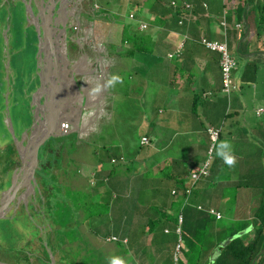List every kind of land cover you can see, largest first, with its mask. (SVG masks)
Here are the masks:
<instances>
[{
    "label": "rangeland",
    "instance_id": "374dc122",
    "mask_svg": "<svg viewBox=\"0 0 264 264\" xmlns=\"http://www.w3.org/2000/svg\"><path fill=\"white\" fill-rule=\"evenodd\" d=\"M125 2H130L131 5L141 8V11L144 12L146 10V6L151 7L153 0H138L137 2H135L134 0H122L120 4ZM100 3L101 2H96V4L85 3L86 5L84 6L86 8L84 12H91L93 8L97 9L100 6ZM68 4L69 1L67 3V7L65 8L66 10H64V14L72 18L77 17L79 12L78 9L72 7V4ZM31 9L32 11H34V8L32 6ZM126 13H128L126 12V10H123L120 15H112L111 12L109 15H107V18L105 20L101 19L102 21L100 22L102 23L103 27L109 25L114 26L113 23L116 21L115 19L128 22L130 19H128L126 15H128L129 13ZM133 13L134 15L136 14L135 12ZM74 14L75 16H73ZM145 21L147 22V19H145ZM167 21L169 22V19H167ZM119 25L120 24H118L117 22L115 24V27H119ZM130 25V28L133 30L132 32L135 31L134 29L139 28L134 22H132ZM158 26L160 29V33L154 32L156 29L154 28V31H152L151 35H153L154 39L158 38L157 40H159L161 46L170 47L169 42L164 41L166 36V27L160 26V23ZM73 27L75 29V34L82 30L81 37L79 36V38H75V34H72L70 37L71 41L70 39L65 40L63 36L61 40L59 39L60 64L62 67L63 64L66 63V69H70L68 76L69 74H71L72 69L74 68L77 70V72H79L80 59L78 58L80 57V51L83 50L82 53L85 54L84 50L90 52L93 47H103L101 44V40L104 37V32L102 31L101 27H99L101 29L98 28L97 24H95L94 27H91L89 23H80V26L77 27V25H75L74 23ZM112 28L105 30L110 33L113 30ZM35 30L36 29L34 27V23L32 21L31 23L29 22L25 0H0V155L4 157L8 154L6 153L7 150H9L8 148L12 147L13 149L14 147V139L8 128L7 117L11 118L14 127V133L17 138H20L24 129H27L32 121L29 120L32 119L31 106L29 105L31 99L29 98V96L35 91L38 83L36 78L33 79L32 75L34 74V72H36L37 69L36 53L34 52L33 54V49L29 46V42L34 33L33 31ZM138 33L140 32L138 31ZM36 35L37 34L35 33V44L37 39ZM125 35L126 34H124V36ZM219 37L220 36L218 35L216 30L213 38L219 39ZM148 38L145 40L150 43L151 40L148 41ZM183 40V36L180 35L179 39L174 43L176 45ZM69 43L74 45L73 50L77 52V56L79 57H72V59H69L67 57L66 53ZM120 44L123 47H121V56L127 59L128 53L126 52V50L127 48H129L130 44L124 41L123 37L120 40ZM144 45V49L146 50V59L149 60L154 58L155 51H149L151 49L150 44L144 43ZM172 45L174 44L172 43ZM102 52L106 54V51L104 49ZM92 53L97 56L96 52ZM230 53L231 56L238 60L240 54L236 49L230 51ZM81 57H83L82 59L85 58L84 56ZM175 59L176 58H174V60ZM158 60L161 61V63L151 66L150 68H152V70H149V73L146 71V67H144L145 72H143V74H132V76H129L127 74L128 70L123 71L120 68H116L112 73V77H118V79L111 83H109L108 79L104 80L103 92L105 94L103 93L104 103H102L103 107L101 105V109L103 110L101 112L105 116L103 117L102 126L99 130L95 131V127L93 125H90L87 140L84 142V144H86L85 148L81 146L82 144H80V140H78L79 144H76V139H74L73 142L69 143V146H71V144L73 143L72 145H74L75 148H78L77 151H72L70 153L68 151H64L67 152L70 157H77V159L80 158L78 159V163H74L69 165L68 167H65L64 171L59 168L52 169V171H58L59 173L58 175L53 176L47 175L44 182H48V186L45 187L44 184H41L44 187L43 188L42 186H40L41 191L38 184L39 180L41 181V177L39 179V176L42 170H40L41 167L38 164L39 167L36 169L37 174L35 172V191L33 192L32 189H28L26 193L27 195H24L26 198V205L22 202L25 188H20L16 193V198L21 197L20 202H11L8 209L3 214L4 217L0 218L1 261L11 264H28L29 262L34 260V258L38 256L41 257L44 254L43 251H46L48 253V257L52 262L54 260H57L63 264H69L70 262L92 264L91 261L104 264L109 260L108 255L110 256V254L114 255L116 253L120 254L116 255L114 259H122L123 261H125V264H136V262H142L144 264L145 260L148 258L144 259L145 257H142V252H144V249L138 246V244H144L143 239H140L136 242L135 248L138 247V249H135L133 247L127 252L124 251L123 246L109 242V240H115L117 237V235L114 234L112 230L114 228L118 229L117 225L115 224L116 222L114 221L115 218L121 217V224L127 226L130 223L134 222L138 217L140 218V216H138L139 213H136L135 210L137 212L145 211L144 207L139 208L136 203V200H138V202L140 203V200L137 199V189L142 190L141 188H143V197L147 201H151V203L157 204L161 207L164 206L163 202H167L169 205V203L171 204L173 198H176L173 194L170 195L169 193L173 189L178 196V193H182L184 190L187 198L190 196H192L193 198H197L195 193L199 194V192L203 191L201 195H203L202 197L206 198L207 200L205 202L206 207H203V204L201 205L200 203H198L197 207L199 209L206 208V210L214 215H216V212H218L216 209L226 210L228 214H232L236 218L248 217V215L251 214V208L254 204V200H251L252 196L249 195L250 189L249 191L244 190L242 193L238 192L236 195L235 203L230 208L228 207L226 198L234 197V194L232 192L234 190V185L233 183L229 182L238 180L237 175L236 177H234V173L239 174L241 169H239L238 167L241 166H239L238 163H236V166L233 167L227 166L224 161L217 156L216 147L221 141H228L231 143L233 152L236 157L238 156L237 152L240 151H242L241 155H249L253 152L254 147H257L259 145V134L263 133L264 130V116L258 117L256 115L250 119V122L253 125H256L251 126V128L247 130L252 134V136L248 135V139L251 140L253 144L247 146L248 143H245L244 139H236L238 137L234 138V133L226 134L225 131L223 132L221 137L217 138L215 143H211V152H207L206 150L210 142L208 140V137L206 136V133L202 130L201 124L206 125L208 117L209 121L211 122V112L205 113V106L200 104V101H202V91L200 89H196V92L194 93L196 94V96H198V99H196L200 100L196 105L198 107L195 113L191 110V107L187 111V109L189 108V104H185L183 102L182 106H177L179 109V113L182 114L179 117H182L184 119L183 121H175V119H166V121L163 120L165 119L164 116L166 115L167 111H169L170 108H173V105L171 104L172 102H170L168 98H165L163 94L169 92L173 94L175 88L169 87L168 84L160 86L159 81H156L157 77H155L153 73L160 74L161 76H164V74L166 75V69L162 67L164 56L161 55L160 57H158ZM74 61H76V63H74ZM90 65V69H98V66H95V63H92ZM96 70H94L95 74L99 72V70ZM137 70L138 69H135L134 72H136ZM260 71L261 70L257 71L255 75L256 77H254V80L252 82H247L246 87V90L250 92V95H247V98L249 99L252 97L250 105L253 102V107H257L259 104L261 106L264 105V98L260 97L261 94L258 90L261 87H264V74ZM245 73L247 75H253V72L251 71ZM209 74L211 75V71H209ZM81 76L82 75H80V73L77 74V79H79L82 83V80L84 81L85 77L82 79ZM232 76L234 79V72ZM9 77L12 82L8 83L7 80ZM14 80H16L15 85H17V88L19 87V82L22 83V90H18L17 96L18 94L19 96L16 98V101L14 100L16 95H14L9 99L7 98L8 102H6V93L9 91L7 87L10 84L13 86ZM173 80H175V77H173ZM135 81H137L136 84L138 86H134L132 88V83ZM32 82L36 83L35 86L31 85ZM236 84V89L231 90L229 94H226V96L229 95V97H234L235 92L239 90V84ZM86 90L92 92L90 94H98L97 87L92 86V84H88ZM140 97H142V99H140ZM170 99L172 100V98ZM108 100L113 104V109H110V102ZM156 105L163 106L160 108H165L164 114H161L160 112H154L157 111ZM95 106L96 104L94 103L93 107L86 109L89 111ZM81 110L82 114H85V108L83 110V108L79 106L72 107L71 105L70 107L68 105V109L66 110L65 114H63V119L69 120L72 124H74V120L77 115L80 114ZM82 114H80V117ZM151 114L154 115H152V118L149 119L148 116L151 117ZM214 120H217V116H215ZM163 121L166 122L164 129L162 128ZM81 122L82 118L80 119V123ZM148 122L152 123L149 124ZM227 125V123H225L224 125L222 124L223 128L228 127ZM196 128H199V130L195 131ZM159 131H162L163 135L156 141V144H159L161 146V144H163L167 139L168 141H170L168 147H166L165 150H157L154 149L151 145L150 147L143 150V153L146 157H151V160L154 162V166L152 168H145L147 171L146 173L142 174L145 178L143 182L140 181L139 178L136 179L133 185V188L136 190L132 195L129 196L130 193L127 194L125 192L127 194V197L123 201H121L119 210L120 213H125H123V215H119L118 217L114 213V216H112V212L110 214L111 208L109 206V203L111 196L108 186H106L105 191L102 192L100 197L99 194L93 195L90 186L83 183L90 176H85L82 179V175L78 172L79 166H81L80 160L82 163H85L84 161L86 160V157H88L85 155L87 154L88 150L99 146V151L101 149L103 151L102 159L104 160V164L108 168L106 171H110L111 169H114L117 166L119 167V165L122 164H127L128 161L134 159L133 157L128 156L130 152H140V146L138 145V141L136 139H138L141 134L149 133L153 135L152 137L154 138V135ZM262 140L263 137H261V141ZM64 148H66V146ZM84 149L86 150L85 154V151H83ZM117 150L122 152L121 154L123 156V160H118L114 165H111V162L109 160L112 157L114 158V155L118 154ZM16 152L17 154L13 155V160L16 159V163L11 165V169L9 171L8 168H6L7 162L3 161L5 158L0 156V194L3 190L10 186V181L12 179L11 172L15 167H17L16 164H18L20 159V155L17 149ZM146 152L148 154H145ZM144 155L141 154V157H144ZM206 158L208 159L207 174H202L198 178H193L191 176L192 171L197 172V166L199 164H202V162ZM50 159L51 158H49V161ZM65 161L66 158L64 157V160L60 162L61 167L65 166ZM54 162L55 160L51 159V163ZM195 165L197 166L194 170L186 173L190 167ZM115 169L117 170V168ZM81 170H83L82 172H84L85 174L93 172L92 169L88 170L85 165H82ZM171 170L176 173V175L172 174ZM118 171H120V169ZM102 174L103 173H97L95 179L102 176ZM119 176H122V179L128 178V180L129 178H132V176L129 177V174H123ZM159 178H166V180L160 181ZM133 179L134 178H132L131 180L133 181ZM113 181L116 182V180L114 179ZM197 181L199 182L198 184L196 183ZM211 181L216 184H211ZM117 182L121 183V180ZM184 182H186L187 184L190 182L187 189H183ZM204 183H207V185H209L210 187L205 186ZM227 183H229L230 185L227 186V190H224L223 186H225ZM103 187H105V185L99 184L95 189L97 190V192H101ZM154 187H159V195L152 193V189ZM132 196L134 197L133 199ZM211 196H214L212 197V200ZM78 200L83 203L81 210L74 211L68 207L77 203ZM208 200L211 201V205ZM246 200H249V202H246ZM88 202H91L93 205L89 207ZM134 202L137 207L135 210L133 209ZM21 204L24 205L23 209L21 208ZM121 208L123 210H121ZM169 209L173 212L174 208L170 207ZM211 209L213 211H211ZM220 215L222 216L221 213ZM109 217H111L110 221L107 222ZM180 221L181 220L179 219V222ZM36 224L38 226L37 229L33 228V225L36 226ZM106 226L108 228L105 229L104 227ZM133 229H135V226H133ZM104 230H106L105 232H107V234L105 235L107 236L105 238L106 240L102 242V238L100 236L104 232ZM92 232L97 234H93ZM53 237L55 238L54 246H58V242L60 240L65 241L63 246L59 247L58 255L56 254L58 253L56 252L57 249H55L53 244L51 243ZM66 239L69 241H67ZM123 241L124 244H128L126 238H124ZM183 248H185L184 244ZM97 249L98 253H95ZM174 250L178 252L177 247H175ZM53 251H55V254L53 253ZM93 253H95V255H89ZM204 254H206V252H204ZM181 257L182 258L180 259L183 261H187L189 259V257L185 255V251H182ZM202 258L204 259H201L200 263L204 264L205 256L203 255ZM190 260L191 263L196 264L198 262V260H195V258ZM148 264L151 263L148 262Z\"/></svg>",
    "mask_w": 264,
    "mask_h": 264
},
{
    "label": "trees",
    "instance_id": "16d2710c",
    "mask_svg": "<svg viewBox=\"0 0 264 264\" xmlns=\"http://www.w3.org/2000/svg\"><path fill=\"white\" fill-rule=\"evenodd\" d=\"M174 1L173 5L171 2ZM208 1V0H207ZM212 1V0H210ZM213 2H218L217 11H220L222 14L226 12V15H230L231 13L237 14L238 19H241L243 16L244 18H247V22L250 24L249 29V35L248 33H243L242 36H240L241 40L240 42L234 46L238 39L234 40V45L230 41L231 39H227V36H230V31H228V27H225V34L221 33L219 35V39L213 38V36L207 34L206 38L208 40H217L222 41L224 39V42L227 45L228 51H232L236 48L238 53H251L250 51H255L258 48L259 42L264 44V0H213ZM148 10L154 15L153 19H149L147 22L145 20H142L139 15H134V20L130 19L128 22H121V25L123 26V39L127 43H129V48H127L126 52L129 56H133L134 53L143 52L145 51V45L144 43H148L151 46V49L149 51L151 52H158L160 49H162L158 38H153L152 31L155 29L154 32L160 33L159 29V23L160 26L166 27V36L165 40L166 42H172L171 40L173 38H177L180 35H184L187 37L186 41L188 39L194 40L198 45L202 46V53L206 51L207 53V71H214L215 79L218 81L217 86L214 90L215 92L221 93L226 96V94L222 91V74H221V68L219 64L220 60V53L217 51H212L209 48H207L204 44L200 42L199 39V30L192 31L190 36L189 27H191L189 24L196 21L198 19L199 12H202L203 15L205 14L207 10V3L205 0H153L151 7H147ZM136 9L140 12L141 8L136 7ZM201 13V14H202ZM167 14H169V22L166 19ZM161 15V16H158ZM201 15V16H203ZM164 16V18H163ZM144 21L146 22V26L143 29L136 28L134 29L137 32H132L133 30L130 28V24L134 22L138 27L140 23ZM200 21V20H199ZM196 23V26L198 27L199 22ZM251 22L254 23V27H252ZM162 24V25H161ZM132 30V31H131ZM157 30V31H156ZM138 31L140 33H138ZM33 35L30 38L29 46L33 49L36 53V44L35 42V31H33ZM125 32V33H124ZM124 34H126L124 36ZM150 38H148V37ZM190 36V37H189ZM211 37V38H210ZM14 38V37H13ZM148 38L147 42L145 39ZM186 41L183 42V46L181 47V53L180 55H174L173 57H181L184 52L186 54L187 44ZM181 43V42H179ZM178 43V44H179ZM197 45V44H195ZM166 47V46H164ZM205 55V54H204ZM259 55V54H258ZM259 59L251 60L248 64H246V68L244 69L245 72L251 71L253 72V76L257 73V68L260 67V65L263 67L262 62ZM260 64V65H259ZM263 71V70H261ZM260 71V72H261ZM234 72V71H233ZM33 77L36 78L38 81V78L36 75L32 74ZM244 77L242 76L241 79ZM34 79V78H33ZM7 82H12L10 77L8 78ZM16 80L13 82V86L10 84L7 88L8 91V99L11 96L16 95L14 100L16 101L18 90H22V83L19 82V87L17 88L15 85ZM36 83H33L31 85L35 86ZM33 86V88H34ZM11 88V89H10ZM16 91V92H15ZM207 94V93H206ZM211 94V91L210 93ZM202 95V92H201ZM228 103L230 101L229 95L226 96ZM30 98V96H29ZM198 96L196 94H192V107L191 110L195 113L197 110V103L199 102ZM25 99V98H24ZM202 105L205 106L204 112L209 113L212 111V108H215L217 104H210V103H203L204 96L201 98ZM14 101V102H15ZM225 106H227V103L225 102ZM219 107V105H218ZM157 109V108H156ZM228 110V108H227ZM223 112V116H230V114H234V112L227 111ZM20 115V114H19ZM32 120V119H29ZM203 123V122H201ZM202 130L206 133V136L208 137V140L210 144L207 147V152L211 146V138L210 134L208 132L207 125L201 124ZM127 127V126H126ZM213 127V126H212ZM218 129H221L219 127H215ZM76 132H69L66 134H59L57 136H52L48 138L44 144L41 145L38 151V159L40 161L39 166L41 167L40 170V176L41 181H39V187L44 184L45 187L48 186V182H44L46 180L47 175H58V171L54 172L52 169L59 168L62 169V171L65 170V167H68L71 164L78 163L75 157H70L67 152L69 153L73 151L74 145L71 144L70 148V142H73V140L76 138ZM221 130H219V137H221ZM259 145L257 147H254V150L249 155H241V152H237L238 156L236 157L238 167L240 170V173L238 174L237 178L238 180L231 181L229 183H233L234 190L232 191L234 194L233 198H226V203L228 204V207L230 208L236 201V195L238 192L242 193L244 190L249 191L252 196L251 200H254V204L251 208V214L248 215V217H238L236 218L232 214H228L226 210H220L214 208L222 214L219 217H216V215L211 214L206 208L199 209L197 207V204L200 203L203 204V207H206L205 202L207 201L206 198H203L201 193L203 191L199 192V194L195 193L197 198H193L192 196L186 197L185 192L183 190L182 193H178L179 196L176 194V192L172 193L169 192L170 195L173 194V198L171 204L167 202H163L164 206L161 207L157 204L151 203V201H147L143 197V188L142 190H138V196L137 199L140 200V203L138 200H136L137 206L139 208L144 207V212H137L139 213L137 219H135L134 222H132L130 225H124L121 224L120 218H115L114 221L117 225L118 229H112L113 233L117 235L115 240H109L111 243H116L118 245L123 246V249L125 252L129 251V249L135 248V244L140 239L144 240L143 245H139L140 248L144 249V252H142V257H145L144 264L148 262L151 264H195L191 263L190 259L195 258V260H198L196 264H201L200 260L204 259L202 256H205V263L204 264H264V130L263 133L259 134ZM261 137H263V140L261 141ZM244 139L248 142L247 146L250 144H253L251 140L248 139L247 136H241L239 139ZM258 139V138H257ZM138 145L140 146V152L132 153L130 152L128 156L133 157L134 159H131L128 161L127 164H125L123 170H121L123 174H129V176H136V179L139 178L140 181H144V173H146V169L148 167V162H150V159H148L145 164L140 165L139 160H141L143 157H138V155L141 154L143 149H146L150 147V145L146 146V144L140 143L139 140ZM151 144V143H150ZM66 146V148H64ZM252 146V145H251ZM9 150H7L6 153H8L5 157L0 155L1 157L5 158L3 161L7 162L6 168H8V171L11 169V165L16 163V159L13 160V155L17 154L15 146L9 147ZM65 150V151H64ZM122 152H119L118 154L114 155V159L117 161H122L120 158L122 156ZM142 155L144 153L142 152ZM64 157L66 158L65 166L61 167L60 162L64 160ZM49 158L52 160H55L54 163H51V159L49 161ZM113 158V157H112ZM110 158V160L112 159ZM207 159V158H206ZM109 160V161H110ZM77 161V162H76ZM116 161V162H117ZM152 161V160H151ZM115 162V163H116ZM1 163V161H0ZM114 163V162H111ZM120 166V165H119ZM197 165L190 167L186 173L189 171H192L195 169ZM236 166V165H235ZM5 167V166H4ZM117 168V170L115 169ZM114 169H111L108 173L104 174L107 179L110 181L113 179L117 180L115 178V175L119 174L118 169L119 167H115ZM237 168V169H238ZM172 174H175L171 170ZM193 172V171H192ZM37 174V172H36ZM212 174V173H211ZM120 175V174H119ZM169 176V175H168ZM167 176V177H168ZM104 180V177H103ZM160 181H165L166 178H159ZM111 181V182H112ZM118 181V180H117ZM116 181V185L120 186L121 183ZM213 181V180H212ZM211 181V182H212ZM221 182V181H220ZM199 183L198 181L196 182ZM222 183V182H221ZM227 183L225 186H223L224 190H227V186L230 184ZM190 182L187 184L184 182L183 189L189 186ZM196 184V185H197ZM203 184V183H202ZM205 186L210 187L207 185V183H204ZM216 184V183H211ZM44 188V187H43ZM151 188V187H150ZM207 188V187H204ZM150 190V189H149ZM174 190V189H173ZM41 191V187H40ZM152 193L159 195V187H154L152 189ZM193 194V192H192ZM211 196V200H212ZM250 200V199H249ZM249 200H246V202H249ZM208 202L211 205V201L208 200ZM89 203V207H91L93 204L91 202ZM82 202L78 200L77 203H75L72 206H68L70 209L74 211L81 210ZM24 205L21 204V208L23 209ZM170 207L174 208L173 212L170 211ZM225 208V207H224ZM99 213V212H98ZM143 213V214H142ZM145 213V214H144ZM123 215V214H122ZM111 216V215H110ZM143 216V217H141ZM118 217V216H117ZM110 218H108V221H110ZM179 219L181 220L179 222ZM118 223V224H117ZM115 225V226H116ZM108 226V225H107ZM104 227L105 229L108 227ZM133 226H135V229H133ZM33 228H38L37 224L36 226L33 225ZM113 228V227H111ZM28 230V229H27ZM33 230V229H32ZM31 230V231H32ZM104 232L101 234V240L102 242L106 240L105 234L107 232ZM239 232H242V234L235 236L231 240H229L225 245H221V243L226 240L229 236L235 235ZM93 234H97L92 232ZM99 233V232H98ZM112 233V232H111ZM55 235V234H54ZM115 236V235H114ZM51 238V235H50ZM126 238L128 241V244H124L123 239ZM67 240V239H66ZM55 238H52V244L54 246ZM69 241V240H67ZM58 242V241H57ZM107 242V241H106ZM65 241L60 240L58 242V246H54L56 250L57 255L59 254V247L63 246ZM183 244L185 248H183ZM52 246V247H53ZM178 246V252H176L174 249ZM135 249H138L136 247ZM142 249V250H143ZM182 251H185V255L189 257L187 261H183L180 258ZM55 251H53L54 253ZM206 252V254H204ZM43 255L40 257L34 258L31 262L28 264H63L60 261L54 260L53 262L48 257V253L46 251H43ZM95 253H98V249ZM89 254L90 256L95 255ZM178 253V255H177ZM55 254V253H54ZM120 254V253H118ZM117 253L110 256L108 255L109 260L107 263L109 264L110 260H113ZM136 254V253H135ZM195 255V256H194ZM191 257V258H190ZM101 258V257H100ZM107 258V259H108ZM136 258V257H135ZM103 259V258H102ZM106 259V258H105ZM176 259V260H175ZM92 264H100L99 262L91 261ZM143 264L142 262H136V264ZM69 264H80L79 262H70Z\"/></svg>",
    "mask_w": 264,
    "mask_h": 264
},
{
    "label": "crops",
    "instance_id": "0c3cea01",
    "mask_svg": "<svg viewBox=\"0 0 264 264\" xmlns=\"http://www.w3.org/2000/svg\"><path fill=\"white\" fill-rule=\"evenodd\" d=\"M29 1V0H26ZM55 2V6L56 8L58 6H62L60 14L58 16V19H54V27H57L58 29L62 27V25H64V30L62 32V36L64 37L65 40L70 39L72 34H75V29L73 27L74 23L75 25H77V27L80 26V23H84L87 24L89 23L91 27H94L95 24H97L98 28L101 27L102 31L104 32V37L102 38V46L101 48H92L89 51H85L83 54V50L80 51V57L77 56V52L73 50V44H68V49H67V57L69 59H72V57H79V72H77V70L74 68L72 69L71 74L74 75V77L77 79V74L80 73L81 78L84 79V81L82 80V83L80 82L79 79L76 80V84L78 88H75V86L71 83L69 85H67V92L65 94V103L67 105H69L71 107L74 106H79L81 108H85V114H82V110L80 111V114L77 115V117L74 120V124H78L77 128H71L70 132H76V137L75 138L76 144L78 143V140H80V144H82L81 146L83 148L86 147V144H84V142L87 140L88 134H89V129H90V125H93L95 127V131L99 130L100 127L102 126V122H103V117L105 115H103V113L101 111H103L101 109V105L102 103H104V92H103V86H104V80L108 79L109 81H112L111 79L112 77V73L116 68H120L123 71L128 70L127 74L129 76H132V74H143V72H145L144 67H146V71L149 73V70H152V68H150L151 66L161 63V61L158 60V57H160L161 55L164 56V61H163V66L166 69V75L164 74V76H161L160 74H156L153 73V75H155L156 81H159V85H164V84H168L169 87H174V93L171 94V92L169 93H164L163 96L165 98H168V100H170V102H172L171 104L173 105V108H170L169 111H167L166 115L164 116L165 120L166 119H175V121H183L184 119L181 117H179L180 115H182L181 113H179V105L182 106V103L184 102L185 104H189V108L187 109V111L190 109V107H192V94L196 92V89H200L202 91V97L204 96V100L203 103H210L212 104H217L215 108H212L211 111V122L209 121V117L208 120L206 121V125L209 126H213V127H219L222 128L221 129V134H223V132L226 131V134H232L234 133V138L238 137L236 139H239V137L241 136H247L250 135L252 136L250 131H247L251 128V126H256L253 125L250 122V119L253 118L254 116H264V105H258L256 108L253 107V102L251 103L252 97L251 98H247V95H250V92H248L246 90L247 87V82H252L254 80L253 76L251 77V75H247L244 74V69L246 68V64H248L251 60L254 59H259L260 56V61L263 64V67L260 65L259 68H257L258 70H263L261 71L264 74V44L260 43L258 44V48L255 51H250L251 53H240L238 60L235 59L237 61V68L234 70V79L236 81V83L239 84V90H237L234 94V97H230V101L228 103L227 97L221 93L215 92L216 90H214L217 86V80L215 79V75H214V71L211 70V75L209 74V71L206 70L207 67V53L206 51L204 53H202V46L198 45V43H196L194 40H191V32L193 31H198L199 30V35H201V33L203 35H206L209 37V35L213 36L215 34V31L217 30L218 35H221V33L225 34V27H228V31H230V36H227V39H231L230 41L233 43L232 45H234V40L238 39V42L234 45L236 47V45L240 42L241 38L240 36L243 35V33H248L249 35V29H250V24L247 22V18H244L243 20V16H241V19H238L237 14L231 13L230 15H226V12H224L223 14L220 11H217V7L218 2H213L210 0H205L207 3V10L205 12V14L203 15L202 12H199V16L198 19L194 22H192L191 24H189L191 27H189V31H190V39H188V41H186V54L184 52V54L181 57H175L176 59L174 60V57L169 58L167 56V53L175 50V48L177 47L178 44L175 45V41H177L179 39V37H177L176 39L173 38L171 41L169 42L170 47H161L162 49H160L158 52L155 51L154 53V58L147 60L146 59V50L143 52H138V53H134L133 56H127V59L123 58L121 56V47L122 45L120 44V40L123 37V26L121 25L122 20H117L113 23L114 26H106L103 27L102 23L100 21H102L101 19H106L107 15H109L112 12V15L114 14H121L123 10H126V12H130L131 10L133 12H135L137 15L140 16V18L142 20L147 19V21L150 19L154 18V15L148 10L147 6H146V10L143 11H138L136 9L137 6H133L130 4V2H125V3H121L120 2L122 0H30L31 6L34 8V13L37 14V10H39V8H42V6H46L49 5L51 2ZM69 1L68 5L72 4V7H75L78 9V16L77 17H69L68 15L64 14V10H66L65 8L67 7V3ZM135 2H137L136 0H134ZM96 2H101L100 6L97 9H94L91 12H84L85 10V6L86 4L92 3V4H96ZM86 3V4H85ZM124 4V5H122ZM45 7V8H46ZM83 11V12H82ZM102 15H100V14ZM202 13V14H201ZM126 15V14H125ZM203 15V16H201ZM75 16V14L73 15ZM151 17V18H149ZM169 18V14H167L166 19ZM200 20V21H199ZM198 21L200 22L198 27L196 26V23H198ZM118 22L119 27H115V24ZM125 22V21H124ZM101 23V24H100ZM224 23V24H223ZM101 25V26H100ZM252 27H254V24L251 22ZM113 27V28H112ZM99 28V29H101ZM112 28L113 30L108 33L105 29H109ZM82 31V30H81ZM78 32L77 34H75V38H79V36L81 37L82 32ZM106 31V32H105ZM132 31V30H131ZM74 32V33H73ZM36 33V30H35ZM37 34V33H36ZM37 36V35H36ZM182 36H184L182 34ZM206 36V37H207ZM211 38V37H210ZM62 38H58V48H57V52H55L54 54L56 55L57 59H58V67H59V76L61 81H65L63 82V85H66L67 81L69 80L71 74L68 73L70 71L66 69V63L63 64V66L61 67L60 64V58H59V49H60V41ZM218 39V38H215ZM71 41V39H70ZM68 43V42H67ZM172 43L174 45H172ZM197 44V45H195ZM123 48V47H122ZM36 49H37V39H36ZM103 49L106 51V54H104L102 51ZM202 51H201V50ZM236 49V48H235ZM234 49V50H235ZM257 51V52H256ZM92 52H96L97 56L94 55V53ZM88 53V54H87ZM205 54V55H204ZM259 54V55H258ZM84 56L85 58L82 59ZM76 59V60H78ZM171 59V60H169ZM66 60V59H65ZM174 60V61H173ZM74 63H76V61H74ZM92 63H95V66H98L97 70H99V72L97 74H95L94 70H96L95 68H91ZM62 69V70H61ZM135 69H138L136 72H134ZM96 70V71H97ZM37 71V69H36ZM35 75V72H34ZM86 75V76H85ZM152 75V74H151ZM160 76V78H159ZM244 77L243 79H241V77ZM173 77H175V80H173ZM35 78V77H33ZM131 78V77H130ZM7 79V78H6ZM134 79V78H133ZM264 81V80H263ZM137 81L132 83V88L134 86H138ZM144 83V81H143ZM88 84H92V86L97 87L98 90V94H90L92 92H89L86 90L87 85ZM114 84V83H113ZM158 84V83H156ZM264 84V83H263ZM80 87V88H79ZM245 88V89H244ZM85 89V90H83ZM244 89V90H243ZM259 90V93L261 94V98H264V87H261ZM211 94H208L210 93ZM81 92V94H80ZM63 93V94H62ZM104 93V94H103ZM122 93V92H121ZM207 93V94H206ZM56 94V92H55ZM252 94V93H251ZM61 95H64V92H61ZM81 95V96H80ZM171 96V97H170ZM174 97V98H173ZM172 98V100L170 99ZM140 99H142V97H140ZM80 100V101H79ZM109 101V100H108ZM200 101V100H199ZM258 101V100H257ZM110 102V101H109ZM225 102L227 103V106H225ZM256 102V101H254ZM94 103L96 104V106L94 108H91L89 111L86 108H90L93 107ZM200 104H202V101H200ZM219 105V107H218ZM178 106V107H177ZM250 106V107H249ZM103 107V105H102ZM163 106H158L156 105V110L154 112H160L161 114H164V109L165 108H160ZM230 107V108H229ZM228 108V110H227ZM253 108V109H251ZM68 109V107H67ZM66 109V110H67ZM110 109H113V104L110 102ZM230 111V112H234V114H230V116H223V112ZM88 111V112H86ZM66 112V111H65ZM65 112L63 114H65ZM110 112V111H109ZM71 113V112H70ZM219 114V115H218ZM148 116L149 119L152 118ZM107 116V115H106ZM215 116H217V120L215 121L214 118ZM185 117V116H184ZM68 118V117H67ZM82 118V122L80 123V119ZM242 120V121H240ZM69 121V120H68ZM163 121V125L162 128L164 129L166 122ZM149 124H151L152 122H148ZM225 123H227L228 127H224L222 126V124L224 125ZM72 124V125H74ZM160 128V129H162ZM199 128H196L195 131H198ZM94 131V132H95ZM93 135V134H91ZM163 135L162 131L157 132V134L154 135V138L152 137L153 135L149 134V133H144L141 134L139 136L138 139L139 140V144L141 143V138L143 136H146L148 138V144H146V146L148 145H152L154 149H161V150H165L166 147H168L170 141H168L166 139V141L161 144V146L159 144H156V141L158 139H160ZM154 140H153V139ZM93 140V139H91ZM239 140H242L241 138ZM245 143H248L246 140H244ZM92 142V141H91ZM151 143V144H150ZM75 144V145H76ZM89 146V145H88ZM161 147V148H160ZM71 148V146H70ZM99 146L89 149L87 154L85 156L86 160L84 161L85 163H81V166H79V170L78 172L82 175V179L85 176H90L88 179L85 180V182H83L84 184H88L91 188V191L94 194H102V192L105 191L106 186H108V189L110 190V203L109 206L111 208L110 210V214L112 212V216H114V213L119 216L122 215L125 212L120 213V206H121V201H123L126 197L127 194L132 195L134 193V191L136 189L133 188V185L136 181V176H132L133 181L131 180L132 178H124L122 179L123 173H121L125 166V164H122L119 166L120 171H118L119 174L115 175V178L119 181L121 180V185L117 186L116 182L113 181L111 182L109 179H107V177H105L104 174L108 173L109 171H106L108 168L105 166L104 164V160L102 159V149L99 151ZM77 147L75 148V146L73 147V151H77ZM126 149V148H125ZM144 150V149H143ZM142 150V152H143ZM83 151L84 154L86 153V150L84 149ZM118 151V150H117ZM121 151H118V153ZM141 152V154H142ZM151 152V150H150ZM141 154L138 155V157H141ZM145 154H148L147 152ZM76 160L78 161V158L75 157ZM104 158V157H103ZM123 160V158L121 157L120 160ZM150 159V162H148L147 160ZM114 160V161H112ZM20 161V159H19ZM76 161V162H77ZM117 160L112 158L110 160V162H114L111 163V165H114L115 162ZM147 161L148 163V167L152 168L154 166V162L151 161V157H146L144 155V157L139 160V164L143 165L145 164V162ZM40 164V161H39ZM82 165H85L86 168L88 170H93V172L85 174L84 172H82L83 170H81ZM18 166V165H17ZM17 168V167H15ZM85 168V167H84ZM37 169V168H36ZM118 169V170H119ZM14 170V169H13ZM36 172V171H35ZM97 173H103L102 176L97 177L95 179V177L97 176ZM236 175L238 176V174L234 173V177H236ZM104 177V180H103ZM131 177V176H129ZM40 179V177H39ZM90 180V182H89ZM116 180V181H117ZM131 180V182H130ZM40 181V180H39ZM102 184L105 185V187L102 188L101 192H97V190L95 189L97 185ZM129 184V186H128ZM142 189V188H141ZM139 189H137L138 191ZM18 192V191H17ZM127 194H126V193ZM134 197L132 196V199ZM136 200V199H135ZM118 204V207H117ZM123 208V207H122ZM121 208V210H123ZM136 204L135 202L133 203V209L135 210ZM135 212L137 213V211L135 210ZM141 213V212H140ZM131 224V223H130ZM129 224V225H130Z\"/></svg>",
    "mask_w": 264,
    "mask_h": 264
},
{
    "label": "water",
    "instance_id": "95a60500",
    "mask_svg": "<svg viewBox=\"0 0 264 264\" xmlns=\"http://www.w3.org/2000/svg\"><path fill=\"white\" fill-rule=\"evenodd\" d=\"M42 6L37 10V14L31 9L30 0L26 2L29 22L34 23L37 33V49H36V76L38 78V86L30 95L29 105L32 109V121L27 130H24L17 138L14 133V127L10 117L8 119V128L14 139L15 147L20 155V165L12 171V179L10 186L0 194V218L4 217V212L8 209L11 202L19 203L21 197L16 198V193L20 188H25L22 202L26 205L25 194L28 189L35 191L36 178L35 171L38 168L39 159L38 151L44 142L58 135V127L63 120V113L67 109L65 103V94L67 85L73 84L77 88L76 79L71 74L66 85H63L59 76L58 59L54 54L58 48V38H62V32L65 31L64 25L61 28L54 27V19H58L61 11V4L56 8L55 2ZM56 92V94H55ZM64 92V95H61ZM63 94V93H62ZM81 94V92H80ZM81 96V95H80ZM8 92L6 93V99ZM8 102V99L7 101ZM78 124L74 125L77 128ZM27 195V194H26ZM229 236L221 245H225L229 240L237 235ZM0 264H11L0 260Z\"/></svg>",
    "mask_w": 264,
    "mask_h": 264
},
{
    "label": "built area",
    "instance_id": "2783aa9c",
    "mask_svg": "<svg viewBox=\"0 0 264 264\" xmlns=\"http://www.w3.org/2000/svg\"><path fill=\"white\" fill-rule=\"evenodd\" d=\"M172 3H174V1H172ZM128 17L130 19L134 18V14L132 12H130L128 14ZM224 24V23H223ZM146 23L144 21H142L139 25L140 29L145 28ZM186 37V36H185ZM200 42L202 44H204L207 48H209L212 51H217L220 53V60H219V64H220V68H221V76H222V91L225 94H229L231 90L236 89L237 84L235 83L232 73L233 71L237 68V61L235 60L234 57L231 56L230 52L227 49V45L225 42H219L216 40H208L205 37H201ZM183 46V42L179 43L178 46L175 48L174 51L167 53V56L169 58H172L174 55H180L181 53V47ZM71 129V125L67 120H63L60 123V132L63 134H66L70 131ZM208 132H209V136L211 138L212 144L216 142L218 136H219V129L210 126L208 128ZM141 143L146 144L148 142V138L146 136H143L141 138ZM212 150V146H210L208 152H211ZM207 166H208V159H205L202 164H199L197 166V172H192L191 176L193 178H198L200 175H205L207 174ZM175 191L172 190V193H174ZM211 211H213L211 209ZM220 213L216 212V217H219ZM177 250H178V246Z\"/></svg>",
    "mask_w": 264,
    "mask_h": 264
},
{
    "label": "clouds",
    "instance_id": "9594fccd",
    "mask_svg": "<svg viewBox=\"0 0 264 264\" xmlns=\"http://www.w3.org/2000/svg\"><path fill=\"white\" fill-rule=\"evenodd\" d=\"M26 1V0H25ZM27 2V1H26ZM171 4L173 5V3L171 2ZM132 12V11H131ZM128 13H130V12H128ZM128 13H126V14H128ZM133 13V12H132ZM134 14V13H133ZM127 16V18H128V15H126ZM146 23V22H145ZM205 37L206 38V36L205 35H199V39H201V37ZM183 38H184V40H183V42H185L186 41V39H187V37H185V36H183ZM217 41V40H216ZM219 42H224V39L222 40V41H219ZM178 46V45H177ZM174 51V50H173ZM172 52V51H171ZM231 54V53H230ZM233 57V56H232ZM233 74V73H232ZM35 75H36V73H35ZM118 79V77H113L112 78V81H109V83H111V82H113V81H115V80H117ZM37 83H38V81H37ZM32 109H33V107L31 106V111H32ZM31 115H32V112H31ZM32 119H33V117H32ZM63 120H65V119H63ZM62 120V121H63ZM61 121V122H62ZM68 121V120H67ZM60 122V123H61ZM69 123H70V125H71V128H73V126H72V123L70 122V121H68ZM59 127H60V124H59ZM58 127V135H59V133L61 134V132H60V128ZM24 130H26V129H24ZM70 132V131H69ZM68 132V133H69ZM216 154H217V156L219 157V158H221L223 161H224V163L227 165V166H229V167H233V166H235V164L237 163V160H236V156H235V154H234V152H233V149H232V145H231V143L230 142H228V141H221L218 145H217V147H216ZM18 165V166H17ZM19 165H20V161L18 162V164H16V166L17 167H19ZM12 173V172H11ZM14 202V201H13ZM109 264H125V261H123L122 259L121 260H116V259H113V260H110V262H109Z\"/></svg>",
    "mask_w": 264,
    "mask_h": 264
},
{
    "label": "flooded vegetation",
    "instance_id": "af4514ba",
    "mask_svg": "<svg viewBox=\"0 0 264 264\" xmlns=\"http://www.w3.org/2000/svg\"><path fill=\"white\" fill-rule=\"evenodd\" d=\"M67 107H68V105H67ZM29 128V127H28ZM28 128L26 129L27 131H28ZM14 146H15V144H14Z\"/></svg>",
    "mask_w": 264,
    "mask_h": 264
},
{
    "label": "bare ground",
    "instance_id": "6f19581e",
    "mask_svg": "<svg viewBox=\"0 0 264 264\" xmlns=\"http://www.w3.org/2000/svg\"><path fill=\"white\" fill-rule=\"evenodd\" d=\"M73 126V125H72Z\"/></svg>",
    "mask_w": 264,
    "mask_h": 264
}]
</instances>
